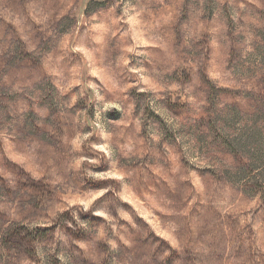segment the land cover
<instances>
[{"label": "rangeland", "instance_id": "1", "mask_svg": "<svg viewBox=\"0 0 264 264\" xmlns=\"http://www.w3.org/2000/svg\"><path fill=\"white\" fill-rule=\"evenodd\" d=\"M263 28L264 0H0V264H264V187L210 129L264 99Z\"/></svg>", "mask_w": 264, "mask_h": 264}, {"label": "trees", "instance_id": "2", "mask_svg": "<svg viewBox=\"0 0 264 264\" xmlns=\"http://www.w3.org/2000/svg\"><path fill=\"white\" fill-rule=\"evenodd\" d=\"M259 37L264 41V28L259 32ZM256 53L250 55L257 56V62L264 59V43L256 47ZM243 65V64H240ZM258 64L244 67L246 73L251 72ZM236 67V65H235ZM213 96L218 97V90L213 86L211 88ZM214 93V94H213ZM259 108L254 114H243L236 110L235 116L241 118L238 127L230 130L225 120L221 128L214 126V121L210 125V129L220 131L224 137L222 142L225 148L232 154L239 156L245 160L241 166L233 167L230 171L232 176L237 179L243 178L253 181L255 186L264 187V99L258 100ZM231 172V173H232ZM8 238L16 239L19 237L18 230H10L7 234ZM8 240V239H7ZM3 245V244H2Z\"/></svg>", "mask_w": 264, "mask_h": 264}]
</instances>
